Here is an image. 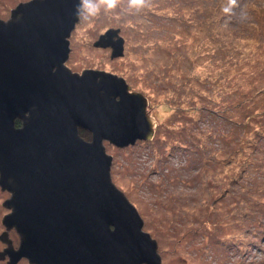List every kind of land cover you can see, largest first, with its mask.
Returning a JSON list of instances; mask_svg holds the SVG:
<instances>
[{"label":"rangeland","instance_id":"obj_1","mask_svg":"<svg viewBox=\"0 0 264 264\" xmlns=\"http://www.w3.org/2000/svg\"><path fill=\"white\" fill-rule=\"evenodd\" d=\"M29 0H0V17ZM126 2L78 21L67 66L123 77L148 99L152 140L119 148L114 184L158 243L162 264H264V0ZM120 29L124 56L94 46ZM0 186V236L10 210ZM9 237L19 245L13 229ZM7 243L0 239V253ZM10 259H0L9 264ZM17 264H30L22 259Z\"/></svg>","mask_w":264,"mask_h":264},{"label":"water","instance_id":"obj_2","mask_svg":"<svg viewBox=\"0 0 264 264\" xmlns=\"http://www.w3.org/2000/svg\"><path fill=\"white\" fill-rule=\"evenodd\" d=\"M77 3L29 0L0 19V186L10 193L0 259L162 264L157 241L112 180L104 144L125 148L153 139L148 99L116 74L67 66ZM119 33L108 29L94 46L111 48L112 59L124 56Z\"/></svg>","mask_w":264,"mask_h":264},{"label":"clouds","instance_id":"obj_3","mask_svg":"<svg viewBox=\"0 0 264 264\" xmlns=\"http://www.w3.org/2000/svg\"><path fill=\"white\" fill-rule=\"evenodd\" d=\"M122 2H126L129 10L140 12L149 7L152 0H79L75 7V16L78 21H90L102 12L107 14L115 11ZM236 5L237 0H227L222 12L231 15Z\"/></svg>","mask_w":264,"mask_h":264},{"label":"trees","instance_id":"obj_4","mask_svg":"<svg viewBox=\"0 0 264 264\" xmlns=\"http://www.w3.org/2000/svg\"><path fill=\"white\" fill-rule=\"evenodd\" d=\"M16 123L17 126H21V122L19 120H17ZM80 135L87 140H91V134L86 130H80Z\"/></svg>","mask_w":264,"mask_h":264},{"label":"flooded vegetation","instance_id":"obj_5","mask_svg":"<svg viewBox=\"0 0 264 264\" xmlns=\"http://www.w3.org/2000/svg\"><path fill=\"white\" fill-rule=\"evenodd\" d=\"M0 19L7 21V19H3L0 17ZM13 230V229H12ZM11 231V230H10ZM10 231L8 232L10 234ZM9 236V235H8ZM10 238V237H9ZM11 239V238H10ZM12 240V239H11ZM13 241V240H12Z\"/></svg>","mask_w":264,"mask_h":264}]
</instances>
